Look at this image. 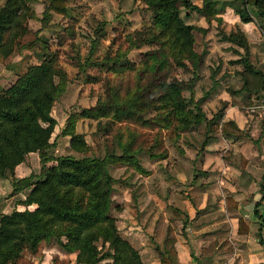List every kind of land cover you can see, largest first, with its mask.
Wrapping results in <instances>:
<instances>
[{"label": "rangeland", "instance_id": "obj_1", "mask_svg": "<svg viewBox=\"0 0 264 264\" xmlns=\"http://www.w3.org/2000/svg\"><path fill=\"white\" fill-rule=\"evenodd\" d=\"M190 2L201 5V0ZM27 4L31 12L24 20L25 31L8 54L0 53V87L15 80L31 63L49 60L54 64L59 91L49 108L55 123L46 152L118 156L106 158L113 177L110 213L118 233L136 240L143 264H150L147 258L158 254L155 240L173 239L168 225L159 227L157 222L173 217L182 220V206L187 200L192 202L193 190L201 185H209L214 197L205 212L197 210L196 216L224 220V227H219L227 231L234 217L243 218L246 209L251 213L250 204L264 184V30L255 17L248 22L239 19L235 9L242 7L241 0H212L214 12L207 16L180 8L183 21L193 26V48L202 53L201 63L193 75L187 60L180 59L188 67L183 68L169 54L162 72L186 83L193 78L191 90L181 92L192 98L184 112L195 117L196 101L206 117L185 126L160 105L151 85L158 74L147 67L138 70L143 68V53L159 48L163 39L152 38L158 28L152 26V10L144 0H64L65 14L49 8V0H27ZM244 10L252 12V7L246 5ZM114 58L124 66L122 70L113 69ZM245 60L251 67L245 68ZM129 62L136 68H129ZM101 102H122L123 112L128 110L130 116H117L113 111L94 118L81 116L82 108ZM224 113L237 118L238 136L225 139L214 129ZM68 117L73 131L82 134L88 145L84 153L72 150L69 135L62 132ZM124 153L131 154L146 171L124 159ZM39 170L36 151L28 152L17 168L25 176ZM13 174L0 177V210L33 208V204L19 202L28 187L13 191ZM230 192L237 196L238 208L231 212L217 209L221 194ZM187 224L186 219L176 233L195 251L199 241L196 247L190 242ZM255 238L249 234L233 240L227 235L221 242L214 239L207 250L232 252L235 242L240 253H245L244 264H264V248ZM54 240L41 242L33 252L24 249L15 264H77L75 252L63 251ZM96 245L102 260H110L107 242L96 241ZM165 258L173 260L171 255Z\"/></svg>", "mask_w": 264, "mask_h": 264}, {"label": "trees", "instance_id": "obj_2", "mask_svg": "<svg viewBox=\"0 0 264 264\" xmlns=\"http://www.w3.org/2000/svg\"><path fill=\"white\" fill-rule=\"evenodd\" d=\"M152 10V26L158 28L152 38L160 40V47L146 50L142 60L143 68L139 72L150 70L155 76L151 85L154 86L160 105L168 108L176 116L179 125L189 122L198 123L206 117L197 102L194 101L195 114L193 118L184 112L190 96L182 95L183 90H191L193 78L183 82L169 77L163 70L169 63L165 56L171 54L174 62L183 68H188L185 59L191 64V71L201 63V54L193 48V26L183 21L180 8L194 9L202 15L214 12L212 0H201L198 6L190 0H144ZM242 7L236 8L242 22L253 21L264 30V0H241ZM246 5L252 7V12L244 10ZM49 8L54 12L65 14L64 0H49ZM27 0H2L0 4V53L8 54L12 50L15 39L26 29L24 20L30 14ZM146 39V38H145ZM146 41H154L148 40ZM28 45L31 43L28 42ZM165 47V48H164ZM159 52V53H158ZM113 60V69L122 70L124 66ZM149 61V62H147ZM246 67H251L247 60ZM129 68H136L132 62ZM137 70V71H138ZM58 69L49 60L29 64L5 87H0V177L13 174L16 164L21 162L28 152L36 151L39 157L40 170L29 173L28 176H13V191L28 187V191L19 202L33 204V208H12L9 212L0 210V264H15L21 251L27 248L34 251L41 240L53 237L66 251L75 252L77 264H142L138 250L116 228L115 219L110 213L113 191L107 157H118L114 154L105 157L95 155L74 156L70 154H47L46 150L52 142L49 136L55 123L49 113L52 101L58 94L59 87L55 82ZM162 75V76H161ZM138 76V75H137ZM193 102V101H192ZM122 102L96 103L82 108L81 116L94 118L114 112L119 116H130L123 112ZM165 114L163 117L165 118ZM207 120V119H206ZM212 124L211 120H207ZM62 128L63 134L69 135V146L72 150L84 153L88 145L82 134L75 133L72 121ZM221 134L230 137L241 132L233 120H224L214 124ZM122 155H119V157ZM124 159L129 160L139 171H146L131 154L124 153ZM54 161L46 164L47 161ZM258 198L251 202V218L257 220L258 241L263 243L261 229L264 227V214L260 212V203L264 200V184L258 188ZM226 205L235 207L237 201L230 196L225 197ZM228 201H230L228 203ZM117 209H119L116 206ZM237 233H246L248 225L237 217ZM64 236V241L60 237ZM96 241L107 242L111 253L110 260H102ZM192 255V253L190 252ZM162 261V256L160 257ZM166 261H168L166 259ZM169 262V261H168Z\"/></svg>", "mask_w": 264, "mask_h": 264}, {"label": "crops", "instance_id": "obj_3", "mask_svg": "<svg viewBox=\"0 0 264 264\" xmlns=\"http://www.w3.org/2000/svg\"><path fill=\"white\" fill-rule=\"evenodd\" d=\"M233 120L236 125L239 127V129H241L240 124L237 121L236 117L233 116H228L226 113H224L221 116V121L224 120ZM220 121V122H221ZM219 122V124H220ZM220 132V130H219ZM221 134V132H220ZM222 135V134H221ZM223 137H226L223 135ZM22 162V161H21ZM15 165L14 169H15V174H13L15 177H20L25 175L24 172H17V168L19 167L20 163ZM204 169V168H203ZM218 181L221 182V179H219ZM226 196H230L232 197L234 200L238 201L237 196H235V193H228V195ZM224 194H221L220 199L217 203V209L220 210H225L226 212H231L236 210L240 204L237 202V206L235 207H231V206H227L225 202V197ZM259 194L257 195L258 198ZM214 197V192L213 190H211V188L209 187V185H201V187L196 188L193 190L192 192V202L190 203L189 200H187V203H185V205H183V219L181 220L178 217H173L172 219H160L159 222H157V226L159 227H163L166 225H168L167 228H169L172 232V234L174 235L168 242L165 241V238H162L161 241L160 240H155V245L158 246V254L154 257L151 258L150 256L147 259H150V264H244L243 263V258H244V252L240 253V248L239 245L235 242H233V251L232 252H228V251H223V250H207L209 247V244L213 243V240L216 239L217 242H221L222 240H224L227 235L229 237V239H243L245 236L249 235V234H255L256 238L258 241V234H257V226H258V222L257 220L251 218V214L250 212L246 209L244 210V214H243V219L244 221L247 223L248 225V231L246 233H237L236 232V228H237V217H234L233 220L230 223V227L228 228V230L226 231L225 229H221L219 226L224 227V224L222 223L221 219H209V218H204V217H200V215L198 214L197 216L195 215V212L198 210L199 211H203L205 207L208 205V203L211 201V198L213 199ZM229 203V202H228ZM260 212L264 214V200L261 201L260 205ZM212 208V207H210ZM208 208V209H210ZM18 209V208H17ZM207 209V210H208ZM209 211V210H208ZM5 212V211H3ZM187 216V217H185ZM187 219V227L190 230V232L193 234H191L190 237V242L192 241L193 244L196 247V242L198 243L199 241V247H196L198 249H195V251L190 250V246H188V243L186 242V238H179V236H177L178 234L176 233V227H179L182 225V222L186 221ZM253 223V225H252ZM180 229V228H179ZM264 235V227H262L261 229V236L262 239ZM170 237V236H167ZM125 238L135 247L137 242L136 240L131 237V236H125ZM50 239V238H49ZM61 241H64L63 238H60ZM155 239V238H154ZM54 240V238H53ZM56 243L57 241L54 240ZM240 241V240H239ZM45 242V240H41L38 245H42V243ZM259 245L263 246L264 248V242L260 243L258 241ZM192 244V243H191ZM37 245V247H38ZM58 247L61 248L63 251L65 252H69L66 251L62 246H60L57 243ZM36 247V248H37ZM193 247V245H192ZM136 248V247H135ZM153 247V250H155L156 252V248ZM26 250H29L27 248H24ZM23 249V250H24ZM137 249V248H136ZM149 249H151V247L149 246ZM22 250V251H23ZM141 260H142V264H143V257H142V253L140 252V249H137ZM144 250V248H143ZM152 250V249H151ZM21 251V253H22ZM30 252H33L31 250H29ZM160 251V252H159ZM193 253L192 255L190 254ZM166 253V255H165ZM170 255L173 257V260L171 261H166V256L167 258L170 257ZM162 256V261L160 259V257ZM165 256V257H164ZM145 264V263H144Z\"/></svg>", "mask_w": 264, "mask_h": 264}]
</instances>
